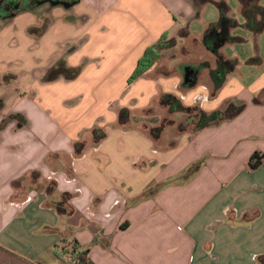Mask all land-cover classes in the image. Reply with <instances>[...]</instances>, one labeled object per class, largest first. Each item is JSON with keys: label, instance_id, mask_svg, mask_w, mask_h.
<instances>
[{"label": "crops", "instance_id": "crops-1", "mask_svg": "<svg viewBox=\"0 0 264 264\" xmlns=\"http://www.w3.org/2000/svg\"><path fill=\"white\" fill-rule=\"evenodd\" d=\"M220 1L228 4L77 0L1 22L0 264H79L75 258L85 251L91 264H264V61L245 71L244 55L227 56L233 42L219 55L206 48L205 33L218 21L212 7ZM229 7L230 18L238 11L244 19L240 0ZM183 31L204 45L205 55L167 60L166 42L185 39ZM163 35L159 61L129 84L146 49ZM198 57L203 69L193 62ZM220 57L235 68L216 89ZM62 60L81 68L80 75L46 82ZM164 95L207 113L229 102L245 107L197 132L176 127L185 117L171 119L158 142L128 127L139 116L159 127L165 116L152 122L154 114L145 115L156 107L172 118ZM123 109L130 113L125 124ZM96 130L105 137L97 140ZM255 153L261 162L253 169ZM201 161L188 181L142 199Z\"/></svg>", "mask_w": 264, "mask_h": 264}, {"label": "trees", "instance_id": "trees-1", "mask_svg": "<svg viewBox=\"0 0 264 264\" xmlns=\"http://www.w3.org/2000/svg\"><path fill=\"white\" fill-rule=\"evenodd\" d=\"M240 1L244 3V1L247 0ZM257 1L258 0H248V3L243 5L244 24L242 25H240L237 20L229 17L228 13L230 7L226 1L217 2L216 6L220 11V18L216 23L211 24L205 33L204 44L206 48L217 55L224 44L228 42H242L240 38H235L231 34L232 30L238 28L239 26L256 34L262 32L264 30V7L259 6L257 4ZM29 32L32 34L36 33L37 36H40L43 31L38 29H30ZM165 40L166 35H163V37L157 44L146 49L144 55L138 61L137 67L135 68L133 74L128 80L129 84H132L144 74H146L159 61L161 57L160 47L164 45L163 43ZM234 68V62L226 61L222 57L219 58L218 67L213 74L216 89H219L222 86L224 82L223 75H225L229 71L232 72ZM80 73L81 68H70L62 60L47 71L44 79L46 82H53L59 78H64L67 81H72L75 80L80 75ZM162 103L169 108L170 113L180 112L185 115L184 121L180 122L178 125V128L182 132L187 130L197 132L210 126L219 125L222 122L229 121L236 117L245 107L244 104L229 102L222 110L207 113L199 105H195L192 107L184 106L181 101L173 95H164L162 98ZM1 109L2 104L0 103V111ZM152 114V109L145 111L146 116H150ZM129 117L130 113L128 110L123 109L119 112V121L122 124L128 122ZM14 118H17V116H11L9 119ZM173 124V120L167 121L164 118L159 127H147L144 130L148 131L150 136L153 138V141L158 142L163 129ZM94 134L96 135L97 140H101L105 137V134L103 132L97 130L94 132ZM81 147V144H76V149L79 153L82 151ZM260 162L261 158L259 157L258 153H255L250 160L251 168H257L260 165ZM202 165V161L198 162L189 167L185 172L175 177L174 179L158 183L150 187L143 193L142 199H149L154 197L163 188L171 184L183 183L188 181L197 174ZM59 210L61 213L65 212V210L62 208H59ZM87 253L88 251H85L76 256L75 259L79 264H91L88 263L86 259Z\"/></svg>", "mask_w": 264, "mask_h": 264}, {"label": "rangeland", "instance_id": "rangeland-1", "mask_svg": "<svg viewBox=\"0 0 264 264\" xmlns=\"http://www.w3.org/2000/svg\"><path fill=\"white\" fill-rule=\"evenodd\" d=\"M229 6H233L234 5H238V0H227ZM260 5L264 6V0L260 1ZM211 16V15H210ZM232 18H235L236 20L239 21H243L244 19L241 17V15H239L238 11L232 12L231 14ZM212 20H219L220 18V11L218 10V8L214 5L212 7ZM0 22V26H1ZM183 36H186L185 39L177 37L175 39L169 40L166 42V47L163 51V55L164 58H166L168 60V58H170L171 56L174 58H177L175 61V63H181L183 61L187 62L189 59L186 57V59H183L182 55H205L204 50H203V46L196 40L191 41L189 40V35L186 31H183ZM232 36L235 38H240L242 40V42H233L231 45H229L226 49H227V56H231L235 53L239 54V55H244L247 59V67H244L245 71H248V69H250L251 67L254 69H257L258 67H261L260 64L263 63L264 61V30L262 32L259 33H253L249 30H246L242 27H238L232 30ZM255 36V37H254ZM203 44V42H202ZM225 49V50H226ZM216 55V54H215ZM219 55V53L217 54ZM260 61H259V60ZM200 58H194L193 62L194 64H197V67H199V69H203L204 66L200 65ZM182 68L184 67H178V69H180V71H182ZM184 70V69H183ZM153 114L150 119H152L151 121L154 122L155 120L160 121L161 116L164 117L167 121H171V119H175L176 121H180L183 117H185V115H183L180 112H175L173 114V117L171 118V115L168 112H163L162 110H159V107H156L153 109ZM138 121L135 123H130L128 127L130 128H140V129H145V128H150L149 125H146L144 123H148L149 122V118H142L141 116H139ZM185 118H183L182 121H184ZM148 120V122H147ZM181 121V122H182ZM180 122H177L176 127L178 128ZM176 130V128H175ZM174 130V132H175ZM148 132V131H147ZM171 133V129H167L165 132V136H169Z\"/></svg>", "mask_w": 264, "mask_h": 264}, {"label": "flooded vegetation", "instance_id": "flooded-vegetation-1", "mask_svg": "<svg viewBox=\"0 0 264 264\" xmlns=\"http://www.w3.org/2000/svg\"><path fill=\"white\" fill-rule=\"evenodd\" d=\"M77 0H0V22L8 21L13 19L17 15L34 11L38 8L47 6L48 9L52 7H70ZM260 1H257V4L260 5ZM241 2V1H240ZM247 1L241 2L242 5L247 4ZM264 7V6H261ZM186 78L191 80L194 77L192 70L185 71Z\"/></svg>", "mask_w": 264, "mask_h": 264}, {"label": "water", "instance_id": "water-1", "mask_svg": "<svg viewBox=\"0 0 264 264\" xmlns=\"http://www.w3.org/2000/svg\"><path fill=\"white\" fill-rule=\"evenodd\" d=\"M191 81H192V79L188 81V79L186 78V82H191Z\"/></svg>", "mask_w": 264, "mask_h": 264}]
</instances>
